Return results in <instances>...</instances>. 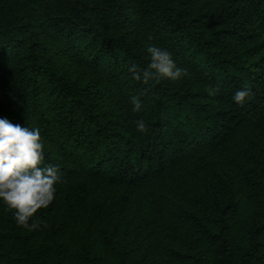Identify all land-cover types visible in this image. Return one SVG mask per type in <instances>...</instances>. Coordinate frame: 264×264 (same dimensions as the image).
<instances>
[{
	"label": "trees",
	"instance_id": "obj_1",
	"mask_svg": "<svg viewBox=\"0 0 264 264\" xmlns=\"http://www.w3.org/2000/svg\"><path fill=\"white\" fill-rule=\"evenodd\" d=\"M150 45L188 74L133 79ZM0 118L61 178L0 264H264V0H0Z\"/></svg>",
	"mask_w": 264,
	"mask_h": 264
},
{
	"label": "clouds",
	"instance_id": "obj_2",
	"mask_svg": "<svg viewBox=\"0 0 264 264\" xmlns=\"http://www.w3.org/2000/svg\"><path fill=\"white\" fill-rule=\"evenodd\" d=\"M151 39V37H149ZM149 61L144 68L136 64L129 67L132 78L148 85L162 79L178 80L188 74V70L177 66L173 54L166 48L150 45L147 49ZM220 91L213 86L209 94ZM251 94L250 87L237 90L233 100L243 105ZM133 111H139L141 102L137 96L131 98ZM140 133L148 127L143 119L133 121ZM44 149L39 128H29L13 124L0 118V201L6 211L13 213L18 226L29 230L40 227V222L29 223L41 209L47 208L55 198L56 184L60 181L59 169L54 165H44Z\"/></svg>",
	"mask_w": 264,
	"mask_h": 264
}]
</instances>
